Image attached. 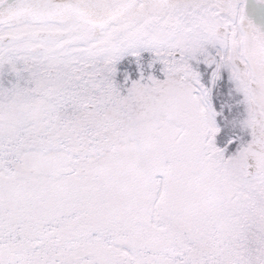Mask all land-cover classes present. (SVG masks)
Segmentation results:
<instances>
[{
	"label": "snow or ice",
	"instance_id": "snow-or-ice-1",
	"mask_svg": "<svg viewBox=\"0 0 264 264\" xmlns=\"http://www.w3.org/2000/svg\"><path fill=\"white\" fill-rule=\"evenodd\" d=\"M0 264H264V0H0Z\"/></svg>",
	"mask_w": 264,
	"mask_h": 264
}]
</instances>
